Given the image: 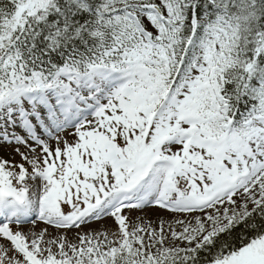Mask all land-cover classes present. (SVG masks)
Masks as SVG:
<instances>
[{
  "label": "snow or ice",
  "instance_id": "snow-or-ice-1",
  "mask_svg": "<svg viewBox=\"0 0 264 264\" xmlns=\"http://www.w3.org/2000/svg\"><path fill=\"white\" fill-rule=\"evenodd\" d=\"M0 264H264V0H0Z\"/></svg>",
  "mask_w": 264,
  "mask_h": 264
},
{
  "label": "rangeland",
  "instance_id": "rangeland-1",
  "mask_svg": "<svg viewBox=\"0 0 264 264\" xmlns=\"http://www.w3.org/2000/svg\"><path fill=\"white\" fill-rule=\"evenodd\" d=\"M164 213H162V212H157L156 210H149L148 212H147V215L148 216H150V217H152L153 219H155L156 218V216L157 215H163ZM103 223V222H102ZM108 223H110V221L108 222ZM99 226V224H97V223H95V224H92L91 225V227H98ZM26 228H31L32 226L31 225H28V226H25ZM42 227H45V225H43L42 223H39L38 225H37V228H42ZM50 231H54L53 229H49Z\"/></svg>",
  "mask_w": 264,
  "mask_h": 264
}]
</instances>
